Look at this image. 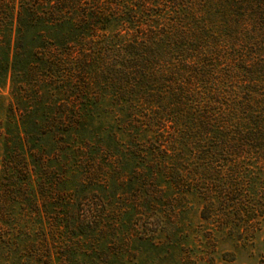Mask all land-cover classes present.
<instances>
[{
	"label": "trees",
	"instance_id": "16d2710c",
	"mask_svg": "<svg viewBox=\"0 0 264 264\" xmlns=\"http://www.w3.org/2000/svg\"><path fill=\"white\" fill-rule=\"evenodd\" d=\"M0 91L19 140L30 121L105 137L206 205L245 161L264 175V0H0ZM31 104L67 122L36 124Z\"/></svg>",
	"mask_w": 264,
	"mask_h": 264
},
{
	"label": "rangeland",
	"instance_id": "374dc122",
	"mask_svg": "<svg viewBox=\"0 0 264 264\" xmlns=\"http://www.w3.org/2000/svg\"><path fill=\"white\" fill-rule=\"evenodd\" d=\"M32 108L36 124L53 113L51 122H67L60 109ZM2 113L0 264H264V181L252 186L264 175L250 161L234 173L238 190L217 198L227 183L212 184L205 205L164 182L151 159L119 144L107 151L110 139L84 145L30 121L19 140ZM103 124H91L95 134Z\"/></svg>",
	"mask_w": 264,
	"mask_h": 264
}]
</instances>
